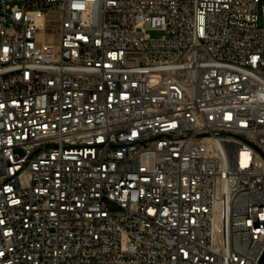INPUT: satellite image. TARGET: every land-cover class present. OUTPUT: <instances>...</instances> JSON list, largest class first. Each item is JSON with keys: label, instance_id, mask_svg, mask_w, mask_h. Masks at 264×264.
<instances>
[{"label": "built area", "instance_id": "built-area-1", "mask_svg": "<svg viewBox=\"0 0 264 264\" xmlns=\"http://www.w3.org/2000/svg\"><path fill=\"white\" fill-rule=\"evenodd\" d=\"M263 252L264 0H0V264Z\"/></svg>", "mask_w": 264, "mask_h": 264}, {"label": "rangeland", "instance_id": "rangeland-1", "mask_svg": "<svg viewBox=\"0 0 264 264\" xmlns=\"http://www.w3.org/2000/svg\"><path fill=\"white\" fill-rule=\"evenodd\" d=\"M262 24H263V20L260 19V25ZM147 34L151 39H161L164 36L163 31L160 30H149Z\"/></svg>", "mask_w": 264, "mask_h": 264}, {"label": "water", "instance_id": "water-1", "mask_svg": "<svg viewBox=\"0 0 264 264\" xmlns=\"http://www.w3.org/2000/svg\"><path fill=\"white\" fill-rule=\"evenodd\" d=\"M259 263L260 264H264V252H263V254H262L261 258H260Z\"/></svg>", "mask_w": 264, "mask_h": 264}, {"label": "snow or ice", "instance_id": "snow-or-ice-1", "mask_svg": "<svg viewBox=\"0 0 264 264\" xmlns=\"http://www.w3.org/2000/svg\"><path fill=\"white\" fill-rule=\"evenodd\" d=\"M175 126V125H174Z\"/></svg>", "mask_w": 264, "mask_h": 264}]
</instances>
